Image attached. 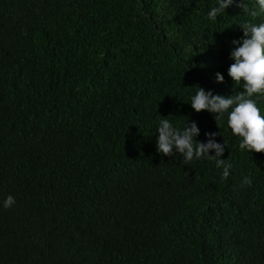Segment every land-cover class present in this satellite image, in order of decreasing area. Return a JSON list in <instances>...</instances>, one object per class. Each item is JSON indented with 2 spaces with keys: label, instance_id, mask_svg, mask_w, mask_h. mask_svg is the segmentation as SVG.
I'll list each match as a JSON object with an SVG mask.
<instances>
[{
  "label": "trees",
  "instance_id": "obj_1",
  "mask_svg": "<svg viewBox=\"0 0 264 264\" xmlns=\"http://www.w3.org/2000/svg\"><path fill=\"white\" fill-rule=\"evenodd\" d=\"M216 4L0 0V264H264V151L186 102L243 90L232 42L264 13ZM160 115L220 131L231 175L159 153Z\"/></svg>",
  "mask_w": 264,
  "mask_h": 264
},
{
  "label": "clouds",
  "instance_id": "obj_2",
  "mask_svg": "<svg viewBox=\"0 0 264 264\" xmlns=\"http://www.w3.org/2000/svg\"><path fill=\"white\" fill-rule=\"evenodd\" d=\"M257 9L251 12L252 16L264 13V0H255ZM233 3V0H217L216 6L208 10V17L216 20L218 16ZM243 36L233 40L234 47L230 50V59L233 61L228 67V75L234 85H239L243 90L227 96L205 89L199 84L194 85V93L190 97L191 107L197 112L207 110L213 114L218 128L223 125L227 116V125L231 132L237 135L239 146L242 149L264 151V113L257 103V95H264V20L259 23L246 21L241 24ZM222 73H216L217 82H222ZM155 131L157 151L164 155L182 154L185 161L194 158H206L215 161L218 168L222 169V176L231 175L233 165L227 158H223L224 142L215 139L219 132H207L206 142L197 139L200 128L196 121L185 120L183 126H177L168 116L160 115ZM214 150V154L210 153ZM251 175L243 177L242 184L251 185ZM16 203L12 194L3 200V207L9 208Z\"/></svg>",
  "mask_w": 264,
  "mask_h": 264
}]
</instances>
